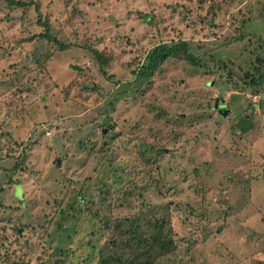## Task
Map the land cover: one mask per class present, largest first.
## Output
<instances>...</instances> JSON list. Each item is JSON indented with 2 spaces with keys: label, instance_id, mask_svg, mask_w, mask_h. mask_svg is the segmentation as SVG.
<instances>
[{
  "label": "rangeland",
  "instance_id": "obj_1",
  "mask_svg": "<svg viewBox=\"0 0 264 264\" xmlns=\"http://www.w3.org/2000/svg\"><path fill=\"white\" fill-rule=\"evenodd\" d=\"M32 1L39 12L0 0V126L21 145L0 159V236L11 242L19 228L30 264H96L98 252H132L115 226L139 218L175 245L152 264H264V87H236L252 37L264 38V0ZM38 15L68 44L41 69L25 42L43 31ZM179 39L213 72L173 59L151 83L135 79L148 49ZM17 71L27 86L14 83ZM103 182L113 195L80 196Z\"/></svg>",
  "mask_w": 264,
  "mask_h": 264
},
{
  "label": "trees",
  "instance_id": "obj_2",
  "mask_svg": "<svg viewBox=\"0 0 264 264\" xmlns=\"http://www.w3.org/2000/svg\"><path fill=\"white\" fill-rule=\"evenodd\" d=\"M5 2L7 3V6L9 8H29L30 6H34L36 13L39 12L40 9L39 5L32 0H5ZM140 16L143 21L148 20L145 15L141 14ZM1 20L3 22H11L13 21V17L5 15L4 17H2ZM247 20H252V16H248L243 21L238 31L247 33V31L244 29L246 27ZM37 24L39 27H42L43 31H41L40 33H33L32 35L27 36L25 38V42L34 43V45L30 48V51L27 56H30L31 61L34 60L35 68L41 69L43 68V66L45 67L48 63L51 57V51L54 48L59 51H66L68 49V44L63 43L60 38L58 39V37L51 31L48 23L45 21H41L40 15H38ZM252 38L254 39L253 43L256 44L257 47L254 49L253 56L248 59L247 63L250 64V68H248L247 71L244 72L243 75L240 77L243 86L237 85L236 87L239 89L240 92L246 89H250L252 95H255L259 93V89L261 87H264V38L263 36H253ZM92 53L96 55L101 65H104L106 63L103 60L104 58L101 57V55H98L95 51H92ZM141 57V64L138 65L137 69H135L134 71L135 79L142 82L141 84L151 83L155 73L167 60L180 59L182 61L187 62L193 67H198L199 69L203 70L207 68L206 72L208 73L213 72L212 69H209L211 67L209 65H206L204 57H201L199 54L193 53L188 42L182 39H179L175 42L171 41L170 43H159L153 45ZM213 67H215L216 69L220 68L221 70H224L230 82L233 80L234 76H237V74L232 71V69L226 62L213 61ZM236 69L238 71H241V65L236 66ZM16 74L17 76L14 75V83L20 85L26 84L25 86H27L26 76L21 73V71H17ZM218 105L219 103H217V107ZM255 105L256 104H251V107H254ZM261 105L262 108H264L263 103ZM227 113L229 114V111ZM177 124L179 123L177 122ZM11 136L12 135H10L9 131L4 129V127L0 126V153L3 155H0V159L2 161L13 160L15 156L14 154H16L14 152L16 151H14V149L11 147V144L18 145V147L21 146L15 142H10L9 144H7L11 140L16 141V139H13V137ZM114 140L115 138L114 136H112L111 138L102 143L101 148H109L110 143ZM29 141H31V139ZM17 152H19L18 149ZM154 153L155 151L151 152L153 156ZM158 153H160V151ZM19 158L20 159H16V161H14V167L12 168L13 172L9 175V182L13 180L12 174L15 173L18 169H20V167H22V165L24 164L23 158ZM144 159L146 162H150L149 158ZM56 163H59L58 160L56 161ZM113 171L117 170L114 169L111 171L112 175L117 180L116 174ZM116 180L112 179V182H116ZM122 182H124V180L120 179L118 183L121 184ZM108 184H110V181L108 182ZM101 186L105 187V189L103 190L98 188L97 194L92 192V190L85 193V188H81L79 190L81 192H79L80 196L81 194L82 196L90 194L91 196L95 195L100 200L102 195H113V193L115 192L110 191L111 188L108 187L109 185H107L105 182H103ZM3 189L4 187L1 186V190ZM15 194L18 195V192L16 191ZM61 214H63L62 211ZM57 217L58 220H61V222L58 223L59 228H63V215L58 214ZM138 220L139 218H136L131 222L127 219L119 220V222L122 224H117L115 226L117 232L119 233L118 238L121 239V243L124 246V249L130 248L132 249V252H126L124 254L123 251L120 254L116 252L110 255H105L104 253L98 252V259L95 260L96 264H152L153 256L150 254L159 250L160 254L164 255L174 249L175 245H173V242L170 239L171 237L161 236L160 231H157L153 234H149L148 229L142 230L141 225L137 223ZM106 224L107 222H105V226ZM27 226L28 225H25L21 228L27 229ZM124 237H126V239H123ZM26 241H28V239L23 235H20L19 228L16 230V233H14V237L11 242L7 241L5 237L0 236V264H30L29 259H26L27 253L23 249L27 246V243H25ZM110 241L113 242V245L115 244L113 240ZM90 246L94 247V245L91 244ZM53 251H55V249L52 250V252ZM138 252H140V254L137 255ZM59 254H61L62 256L67 255V253L64 252V250L62 249L59 250ZM123 255H125V257H123Z\"/></svg>",
  "mask_w": 264,
  "mask_h": 264
},
{
  "label": "flooded vegetation",
  "instance_id": "obj_3",
  "mask_svg": "<svg viewBox=\"0 0 264 264\" xmlns=\"http://www.w3.org/2000/svg\"><path fill=\"white\" fill-rule=\"evenodd\" d=\"M220 106H225V104H223V105H220V104H219L218 107H217V109H216L217 111L220 109V108H219ZM223 109H226V107H223Z\"/></svg>",
  "mask_w": 264,
  "mask_h": 264
},
{
  "label": "built area",
  "instance_id": "obj_4",
  "mask_svg": "<svg viewBox=\"0 0 264 264\" xmlns=\"http://www.w3.org/2000/svg\"><path fill=\"white\" fill-rule=\"evenodd\" d=\"M254 97H256V96H254ZM254 100L256 101L257 99L256 98H254ZM259 100V99H258ZM258 102V101H257Z\"/></svg>",
  "mask_w": 264,
  "mask_h": 264
}]
</instances>
